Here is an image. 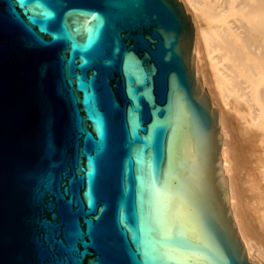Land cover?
Listing matches in <instances>:
<instances>
[{"label": "water", "instance_id": "water-1", "mask_svg": "<svg viewBox=\"0 0 264 264\" xmlns=\"http://www.w3.org/2000/svg\"><path fill=\"white\" fill-rule=\"evenodd\" d=\"M180 0H0V264H257Z\"/></svg>", "mask_w": 264, "mask_h": 264}, {"label": "bare ground", "instance_id": "bare-ground-1", "mask_svg": "<svg viewBox=\"0 0 264 264\" xmlns=\"http://www.w3.org/2000/svg\"><path fill=\"white\" fill-rule=\"evenodd\" d=\"M217 110L222 181L249 259L264 264V0H180ZM202 44V47H201Z\"/></svg>", "mask_w": 264, "mask_h": 264}, {"label": "rangeland", "instance_id": "rangeland-1", "mask_svg": "<svg viewBox=\"0 0 264 264\" xmlns=\"http://www.w3.org/2000/svg\"><path fill=\"white\" fill-rule=\"evenodd\" d=\"M201 47H202V44H201Z\"/></svg>", "mask_w": 264, "mask_h": 264}]
</instances>
